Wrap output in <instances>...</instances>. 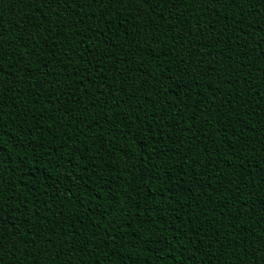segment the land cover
Here are the masks:
<instances>
[{"label":"trees","instance_id":"1","mask_svg":"<svg viewBox=\"0 0 264 264\" xmlns=\"http://www.w3.org/2000/svg\"><path fill=\"white\" fill-rule=\"evenodd\" d=\"M69 4L0 0L3 264H264V0Z\"/></svg>","mask_w":264,"mask_h":264},{"label":"snow or ice","instance_id":"2","mask_svg":"<svg viewBox=\"0 0 264 264\" xmlns=\"http://www.w3.org/2000/svg\"><path fill=\"white\" fill-rule=\"evenodd\" d=\"M47 3L49 4H55V5H59L60 3L64 2V0H46ZM181 2L183 3V6H187V0H181ZM192 3H199L201 5L206 4L208 2H214V3H224V4H228V3H246V2H250V0H191ZM178 3V0H70V4L69 7L71 6V4H77L79 6H83L86 8H93V6L95 5L97 8L101 9V11H99L96 16H92L89 15V19L93 20L96 19L97 17L102 18V23L105 25H111L112 20H111V11H113L114 9H112V5L116 4V5H125L123 11L127 12L129 11V8H131L133 5H140L143 7H146L147 10L151 11L153 13V15H155V13L159 10L160 14H161V18L163 17V10L168 7V8H176ZM135 11H137V15H140V12L138 9H133ZM78 15V14H77ZM123 23V22H121ZM78 25H83V36L81 38L80 41H78V43L80 44H84L86 41H91V44H87L84 48L80 49V56L79 58H83V54L84 53H88L89 50L92 48L93 45H95L97 42L101 43V46H104V41H101V37L105 38V41L110 39L109 36H106V33H110L111 29L109 27H105L99 30H93L91 25H86L84 18L80 17L79 19L76 20L74 25H71V27L74 30V34L75 35H80V29L77 27ZM68 26V25H66ZM56 39H59V36L57 35ZM193 55L195 53H192ZM103 59H107L105 58H100V52L97 51L95 56H91L89 55V60L87 63H85V67H88V63H91L96 67V72L97 73H102L103 78L105 80V82H107L110 77L108 74V71H104V64L102 62ZM89 76L92 75V73L88 74ZM71 78V77H69ZM87 78V77H85ZM91 99V98H90ZM99 102V101H97ZM213 151H215V149H213ZM209 155H211V153H209ZM217 155H219V153H217ZM2 178V177H0ZM222 195V194H221ZM260 249H257V251H259ZM3 252V244L0 243V253ZM0 264H3V260L0 259Z\"/></svg>","mask_w":264,"mask_h":264}]
</instances>
